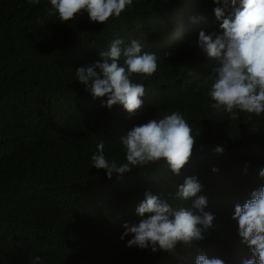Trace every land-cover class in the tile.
Listing matches in <instances>:
<instances>
[{"label":"trees","instance_id":"trees-1","mask_svg":"<svg viewBox=\"0 0 264 264\" xmlns=\"http://www.w3.org/2000/svg\"><path fill=\"white\" fill-rule=\"evenodd\" d=\"M173 5L179 18L188 21L190 8V20L199 22L158 48L155 35H174ZM216 6L213 0H133L130 10L103 25L87 13L61 23L49 14L50 0H0V264H139L120 237L136 215L138 195L141 202L151 191L179 207L170 195L196 176L207 209L224 195L264 185V115L240 113L231 120L213 109L211 82L204 83L213 69L196 53V40L188 39L206 33ZM114 39L124 41L121 64L123 49L136 39L158 55V70L173 75L166 95L153 100L135 125L180 111L199 130L180 175L165 160L111 179L93 166L101 140L109 162H127L119 137L135 119L117 104L108 108L106 96L93 98L76 76L77 68L102 61L100 52ZM217 146L223 153L214 151ZM205 235L217 237L216 225Z\"/></svg>","mask_w":264,"mask_h":264},{"label":"clouds","instance_id":"clouds-1","mask_svg":"<svg viewBox=\"0 0 264 264\" xmlns=\"http://www.w3.org/2000/svg\"><path fill=\"white\" fill-rule=\"evenodd\" d=\"M213 2L217 6L211 12L214 20L210 28L206 33L201 30L188 37L196 40V53L213 69L204 82L205 85L211 82L207 93L214 102L211 106L231 120H237L240 113L262 116L264 0ZM50 4L49 14L58 16L61 23L75 21L87 13L91 22L106 25L130 10L133 0H50ZM177 11V5L170 8L169 19L175 30L172 37L189 33L199 22L197 18L175 20ZM188 11L193 18L195 12L190 8ZM163 36L168 38L170 34L153 37L158 48L168 44L162 40ZM123 43L122 39H114L108 50L100 52L102 61L76 69L77 79L93 98L106 96L108 108L117 104L125 115L135 118L119 137L127 162L119 165L115 160L109 162L101 140L98 151L91 157L93 166L104 169L111 179L114 173L119 176L165 160L171 172L180 175L191 160L199 130L194 131L180 111L135 125L153 100L166 95L163 92L170 86L173 75L158 70V55L144 51L136 39L123 49L125 59L121 64ZM147 44L153 49L151 41ZM214 151L223 153L224 149L217 146ZM259 175L264 177V169ZM201 190L196 176L186 177L169 197L181 201L179 207L151 191L145 192L141 202L138 195L136 215L131 225L124 223L121 242L132 249L130 253L139 264H167V258L180 257L193 264H264V185L251 193L224 195L207 209V198L199 195ZM214 224L218 236H206Z\"/></svg>","mask_w":264,"mask_h":264},{"label":"bare ground","instance_id":"bare-ground-1","mask_svg":"<svg viewBox=\"0 0 264 264\" xmlns=\"http://www.w3.org/2000/svg\"><path fill=\"white\" fill-rule=\"evenodd\" d=\"M183 10H185V9H183ZM186 18H187L188 20H190V19L192 18V16L189 14V11L186 12ZM161 38H162V40H163L164 42H169V41H172L174 37H172V38H165V37L163 36V37H161ZM220 174H221V173H220ZM223 178H224V177H223ZM221 181H222V180H221Z\"/></svg>","mask_w":264,"mask_h":264},{"label":"rangeland","instance_id":"rangeland-1","mask_svg":"<svg viewBox=\"0 0 264 264\" xmlns=\"http://www.w3.org/2000/svg\"><path fill=\"white\" fill-rule=\"evenodd\" d=\"M177 18H179V17L175 16L174 19L177 20ZM175 22H176V26H177L178 23H177V21H175ZM176 28H177V27H176Z\"/></svg>","mask_w":264,"mask_h":264}]
</instances>
